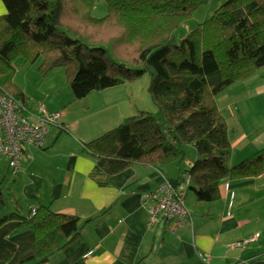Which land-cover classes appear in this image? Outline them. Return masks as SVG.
Instances as JSON below:
<instances>
[{
	"label": "trees",
	"instance_id": "trees-1",
	"mask_svg": "<svg viewBox=\"0 0 264 264\" xmlns=\"http://www.w3.org/2000/svg\"><path fill=\"white\" fill-rule=\"evenodd\" d=\"M2 1L7 9L0 17L3 96L30 109L14 81L17 56L30 64L41 59L43 76L64 67L79 101L150 75L158 116L142 110L83 143L82 151L95 161L92 177L107 181L137 164L159 170L175 165L182 186L204 204L221 198L226 181L264 176V147L231 165L229 126L215 99L264 67V0H225L180 43L174 32L208 0H104L103 17L93 15L94 0ZM58 128L66 131L62 124ZM188 145L197 151L192 164ZM45 148L46 143L36 150ZM9 196L0 186V202ZM14 203V211L0 217V227L16 220L19 230H32L35 237L34 255L21 264H47L82 238L85 225L78 216L48 205L24 211L20 199Z\"/></svg>",
	"mask_w": 264,
	"mask_h": 264
},
{
	"label": "crops",
	"instance_id": "crops-1",
	"mask_svg": "<svg viewBox=\"0 0 264 264\" xmlns=\"http://www.w3.org/2000/svg\"><path fill=\"white\" fill-rule=\"evenodd\" d=\"M6 14L0 0V17ZM105 107L111 109L109 103ZM80 120L65 114L61 124L66 131L52 126L46 148H27L16 171L0 156V186L13 195L0 202V217L14 211V201L20 199L24 211L48 205L57 213L78 216L85 225L82 238L47 264H264V176L226 181L221 198L204 204H197L193 192L182 186L175 165L159 170L137 164L107 181L94 178L95 161L82 144L84 134L98 133V128L89 123L81 130ZM105 126L103 122L99 128ZM245 137L231 139V165L238 161L234 146ZM166 179L186 193L191 210L189 222L175 233L164 224L149 225L153 202L146 196ZM18 226L12 220L0 227V264H21L35 253L34 232ZM257 234L244 247L234 246Z\"/></svg>",
	"mask_w": 264,
	"mask_h": 264
},
{
	"label": "rangeland",
	"instance_id": "rangeland-1",
	"mask_svg": "<svg viewBox=\"0 0 264 264\" xmlns=\"http://www.w3.org/2000/svg\"><path fill=\"white\" fill-rule=\"evenodd\" d=\"M94 2L93 15L105 16L107 14L105 1L94 0ZM224 2L225 0H208L174 32L176 42L180 43L191 31L209 19ZM40 62L41 59L35 64L25 63L22 56H17L14 62L17 69L15 83L24 90L33 111H37L40 105L45 104L52 112H62L63 116L69 114L73 119L82 117L79 123L81 130L89 123H96L98 133L84 134L85 143L117 127L126 118L137 115L142 110L158 116L157 106L149 91L151 78L148 73L135 80H126L115 87L95 91L79 101L74 98L69 87L65 68H56L43 76L38 70ZM215 99L220 111L230 124V139L235 141L239 136L246 135L245 140L238 147L234 146L233 154L237 160L240 161L262 148L264 144V67L254 72L247 80L230 86ZM107 103L111 106L110 110L105 107ZM89 108H91L90 111ZM87 115L89 116L84 118ZM103 122L106 126L101 129L99 126ZM236 123L240 126L239 130ZM73 133L77 136L75 131ZM240 147L244 148L239 149ZM184 149L187 152L188 162L192 164L197 158L195 147L188 145ZM188 191L190 193V190ZM4 193L9 194L8 188Z\"/></svg>",
	"mask_w": 264,
	"mask_h": 264
},
{
	"label": "built area",
	"instance_id": "built-area-1",
	"mask_svg": "<svg viewBox=\"0 0 264 264\" xmlns=\"http://www.w3.org/2000/svg\"><path fill=\"white\" fill-rule=\"evenodd\" d=\"M62 117L61 112H52L45 104L33 111L0 92V156L9 159L10 165L18 169L25 150L30 147H43L50 128L61 127ZM185 182L188 185L189 178ZM228 188L226 185L227 190ZM146 200L153 202L149 211L150 226L164 224L170 232L175 233L191 218L186 193L174 187L167 179L156 191L149 193ZM258 237L259 234L237 242L234 246L244 247Z\"/></svg>",
	"mask_w": 264,
	"mask_h": 264
}]
</instances>
